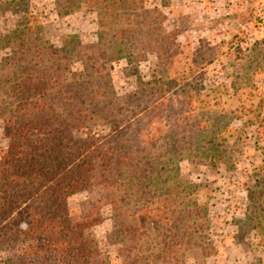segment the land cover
I'll list each match as a JSON object with an SVG mask.
<instances>
[{"label":"rangeland","instance_id":"374dc122","mask_svg":"<svg viewBox=\"0 0 264 264\" xmlns=\"http://www.w3.org/2000/svg\"><path fill=\"white\" fill-rule=\"evenodd\" d=\"M29 15L35 26L26 43L30 54L10 60L12 50L20 49L13 33ZM125 31L134 36L132 43L120 45L118 39L109 46L112 35ZM38 44L45 45L37 62L47 66L53 64L46 62L47 53L65 49L57 55L60 82L75 84L84 98L88 83H99L120 99L114 108L133 112L137 146L161 138L171 147H193L173 171L153 176L152 195L170 192L177 215L189 206L199 212L191 221L198 251L187 252L183 262L264 264V237L255 228L260 214L249 199L258 182L264 186V0H0V99L6 103L14 74L35 60ZM100 109L98 120L77 138L111 133L112 113ZM11 115L5 114L8 121ZM17 116L12 127L0 121V155L10 146L8 132L22 121ZM212 147L221 158L197 150ZM94 184L66 198L68 214L95 240L100 264H131L128 239L117 235L133 223V203L124 202L133 191L131 177L123 172ZM17 239L0 242V264H40L35 256L22 260L24 240Z\"/></svg>","mask_w":264,"mask_h":264},{"label":"trees","instance_id":"16d2710c","mask_svg":"<svg viewBox=\"0 0 264 264\" xmlns=\"http://www.w3.org/2000/svg\"><path fill=\"white\" fill-rule=\"evenodd\" d=\"M93 1L98 0H85L86 3ZM32 19V15L23 17L13 33L20 40L17 46L20 49L12 50L14 55L10 60L30 54L26 43L30 42L31 33L35 31ZM142 29L140 26L137 30L141 32ZM128 32H123L120 37L110 35L109 46L116 44L118 39L120 45L132 43L134 36L130 37ZM130 32L136 34V30ZM12 36L4 37V40L9 44ZM44 45H35V60L31 59L14 74L8 92L11 102L0 99L2 123L12 127L17 115L22 118L16 129L8 132L10 146L0 155V242L8 241L11 236L23 238L22 260L35 256L40 264H100L95 240L83 231L80 224L73 223L65 201L94 183L105 184L128 172L133 191L125 196L124 202L129 200L133 203V223L122 226L117 235L128 239L125 249L131 255L127 256L132 259L131 264H186L183 261L187 252L198 251L196 230L191 221L199 212L197 207L191 209L189 206L177 215V211L172 210L174 198L170 192H167V197L162 195L164 192L152 195L157 185L153 176L162 177L173 171L175 161L183 160L184 153L193 147H171L166 139L161 138L150 139L143 147L137 146L132 133L136 121L133 112H127L130 113L128 115L122 108H114L120 99L110 90L100 89L99 83H88V88L83 90L87 92L84 98L77 92L80 90L74 87L75 84L60 82L56 78V74L60 75L58 72L62 71L61 66L58 67L57 55L65 49L47 53L49 59L46 62H53L47 66L37 62L44 55L40 50ZM129 51H132L128 58L131 62L135 53L133 44H130ZM107 84L110 86L109 82ZM72 95L76 98H70ZM78 100L80 105H74ZM57 102L61 106L56 105ZM87 105L89 108H84ZM101 107L103 110L108 107L112 113V117L107 119L111 133L77 138V134L86 130L88 122L98 120ZM9 111L12 117L8 121L5 114ZM203 136L207 134L203 133ZM197 150L211 160L221 158L216 154L219 150H214V147L204 152L200 148ZM211 151L213 154H208ZM262 182L255 185L249 199L254 214L258 211L260 214L255 228L264 237ZM154 197L158 199L154 200ZM143 245L146 248H142ZM180 251L181 259L177 256Z\"/></svg>","mask_w":264,"mask_h":264}]
</instances>
